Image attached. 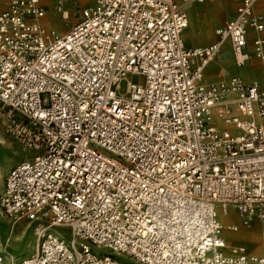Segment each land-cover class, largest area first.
Wrapping results in <instances>:
<instances>
[{"label": "built area", "instance_id": "built-area-1", "mask_svg": "<svg viewBox=\"0 0 264 264\" xmlns=\"http://www.w3.org/2000/svg\"><path fill=\"white\" fill-rule=\"evenodd\" d=\"M238 2L196 48L175 0H95L64 34L42 25V0L0 11L6 132L34 153L0 193V216L36 225L17 264H264V92L237 75L202 81L226 40L238 66L264 61V38L247 41L264 27L257 0ZM231 207L263 226L260 254L227 251Z\"/></svg>", "mask_w": 264, "mask_h": 264}, {"label": "crops", "instance_id": "crops-1", "mask_svg": "<svg viewBox=\"0 0 264 264\" xmlns=\"http://www.w3.org/2000/svg\"><path fill=\"white\" fill-rule=\"evenodd\" d=\"M9 1L10 0L2 1L0 5V11L7 8ZM175 1L188 16V25L182 33L183 40L187 48L206 47L215 42L217 40L216 30L236 17L237 8L239 5L238 0H205L204 2H185L184 0ZM42 2L45 5V3H50L51 0H42ZM254 13L264 24V0H257L254 7ZM54 18L55 15H49L46 19H44V22L49 23L50 21H53ZM258 37L264 38V27L262 31H258L257 29L250 27L247 34V41L249 43L250 49L253 40ZM236 75L241 76L246 81H258L261 90H264V61H261L256 57H251V59L248 60L245 65L238 66L231 51V41L226 40L221 47L220 53L206 67L202 81L204 83L217 82ZM259 120L264 121V119ZM23 160L25 159H17L12 165L9 166V168L22 162ZM9 168L5 169L2 165L4 175ZM3 182L4 177L2 178V183L0 182L2 187ZM229 214L230 216L227 218L222 217L228 224L226 230H230L229 226L231 224H239L240 228L238 231H228L229 233H226V235L223 230V236L227 241V251H229L231 246L240 245L245 246L250 253L260 254L262 252L261 241L259 244L254 243V245H250V243L245 240L231 243V239L243 236L242 233L241 236L235 234L239 233L240 230L244 232H252V230H254L256 227L261 228L262 237L263 226L259 222L255 221L253 226L250 225L247 228L246 226L242 227L243 225L241 222H239V216H237V212L232 207L230 208ZM220 221L223 224L221 218ZM250 237L254 239L256 235H251Z\"/></svg>", "mask_w": 264, "mask_h": 264}, {"label": "rangeland", "instance_id": "rangeland-1", "mask_svg": "<svg viewBox=\"0 0 264 264\" xmlns=\"http://www.w3.org/2000/svg\"><path fill=\"white\" fill-rule=\"evenodd\" d=\"M95 0H67L65 2V8L62 12H58L55 9V0H51L50 3H45L46 15L41 20L42 25L49 29L54 30L56 33L64 34L66 33L71 25L77 21V16L79 10L88 4L93 3ZM67 12L65 15L63 12ZM55 15L53 21L45 23L49 15ZM125 87V83L123 84ZM33 151L25 149L23 146L18 144L11 135L6 132V121L3 113L2 105L0 104V182L2 183V178L7 174V172L13 167L9 168L17 159L24 158L30 159L33 157ZM3 167L9 168L5 175L2 170ZM0 183V193L3 187ZM220 218L222 217V212L219 211ZM224 227V233L228 234L231 230H226L228 224L221 218ZM237 220V217H236ZM240 222V221H239ZM254 223V222H253ZM65 232V231H64ZM241 233L243 236H241ZM241 237L231 239V243H236L239 241H248L250 245L254 243H260L261 241V228L256 227L252 232L241 231L235 233ZM256 235L253 239L251 235ZM250 235V236H249ZM249 237V238H248ZM36 225L34 223H29L28 221L14 222L9 216H0V248L4 251L6 255L7 262L9 264H17L22 258L32 254L36 246ZM124 262L128 264H133L130 259L123 257Z\"/></svg>", "mask_w": 264, "mask_h": 264}, {"label": "bare ground", "instance_id": "bare-ground-1", "mask_svg": "<svg viewBox=\"0 0 264 264\" xmlns=\"http://www.w3.org/2000/svg\"><path fill=\"white\" fill-rule=\"evenodd\" d=\"M66 15V14H65ZM188 25V24H187ZM187 27V26H186ZM182 37H183V34H182ZM264 91V90H263ZM1 207V206H0ZM221 216L222 217H224V218H227V217H229L230 216V214H228V215H224V214H221ZM238 216V215H237ZM221 217V218H222ZM255 223H253L252 224V226L254 225ZM238 225V228H240V225L239 224H231L230 226H229V228H230V230H232V231H234L233 229H232V227H235V226H237ZM251 226V227H252ZM242 227H244V226H242ZM247 228V227H246ZM238 231V230H237Z\"/></svg>", "mask_w": 264, "mask_h": 264}]
</instances>
